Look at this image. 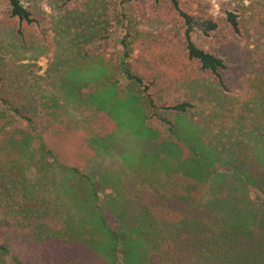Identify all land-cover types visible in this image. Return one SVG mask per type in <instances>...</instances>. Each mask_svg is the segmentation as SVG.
Masks as SVG:
<instances>
[{"label": "trees", "instance_id": "16d2710c", "mask_svg": "<svg viewBox=\"0 0 264 264\" xmlns=\"http://www.w3.org/2000/svg\"><path fill=\"white\" fill-rule=\"evenodd\" d=\"M210 1L119 0L112 5V19L124 27L125 40L139 33L147 38L140 44L146 43L151 50H181L200 71L220 78L219 70L226 69L221 55L216 49L206 50L195 37L208 45L228 44L225 34L248 33L246 24L254 19L256 10L234 4L233 11L215 21L209 13ZM56 2L61 11L74 12L69 0ZM6 3V16L12 24L28 29L39 25L42 18L21 0ZM74 3L80 7L77 0ZM138 25L149 30H139ZM12 29L22 39L23 33ZM84 39L86 43L79 42L77 52L82 58L98 52L94 33ZM123 49V58L128 59L125 43ZM117 69L125 80L147 89L148 94L142 96L147 101L146 124L154 119L167 127L166 135L159 136L146 125L145 152L162 147V152L172 151L171 158L180 157L181 151L184 156L174 162L152 158L154 163L145 175H135L133 169L128 175L120 168L106 183L113 184V196L101 199L96 181L62 159L47 139V157L52 158L47 160V208L38 202L22 205L8 194L5 203L0 202V228L11 232L6 235L8 246L0 244V253H10L17 243L23 246L19 264H93L94 258L95 264H264V158L260 153L250 155L254 148L250 150L247 144L225 140L221 130L205 136L201 126L186 120L192 102L166 100L154 88L156 84L143 79L130 62L119 60ZM138 92L133 88L135 95ZM5 104L32 126L43 118L42 112L25 102L13 105L9 99ZM52 124L47 117V136ZM43 141L41 138V146ZM140 161L135 160L138 165L133 167L142 168L145 164ZM163 161L172 169L161 177L156 163ZM179 165L185 168L178 169ZM11 184L5 183L4 188L10 191ZM249 188L258 193L255 200L250 198ZM53 194L50 199L48 195ZM107 212L116 219L110 220Z\"/></svg>", "mask_w": 264, "mask_h": 264}, {"label": "rangeland", "instance_id": "374dc122", "mask_svg": "<svg viewBox=\"0 0 264 264\" xmlns=\"http://www.w3.org/2000/svg\"><path fill=\"white\" fill-rule=\"evenodd\" d=\"M77 1L80 7L69 0L74 12L67 13L59 9L56 0H21L26 8L42 18L39 25L28 29L12 24L6 16V0H0L1 205L9 194L22 205L38 202L47 208V160H52L47 157V139L49 147L62 159L96 181L101 199L113 196V184L106 183L120 168L128 175L131 169L136 170L135 175H145L147 167L154 163L152 158H167L168 162L181 160L182 151L180 157L175 158L169 157L172 151L162 152V147L160 153L145 152L146 125L159 136L166 135L167 127L154 119L146 124L147 101L142 96L148 94L147 89L125 80L117 69L119 60L130 62L143 79L154 82V88L166 100L192 102L194 107L186 120L191 119L201 126L205 136L221 130L225 140L247 144L249 149L254 148L250 149V155L257 157L260 153L264 158L261 152L264 151V0L210 1L209 13L215 21L224 18L226 11H233L234 4L256 10L254 19L246 24L248 33L225 34L228 44L208 45L202 38L195 37L206 50L213 48L221 55L226 69L219 70L220 78L200 71L181 50L149 49L146 43L140 44L147 38H141L139 33L125 40L124 27L112 19L115 16L112 5L119 0ZM138 26L139 30H149L144 25ZM12 27L23 33L22 39ZM90 33L95 34L94 47L98 52L82 58L77 53L78 44H85L84 36ZM124 43L128 59L123 58ZM138 63L140 65L136 66ZM133 88L138 89L140 95L136 96ZM149 88L148 92L152 90ZM9 99L13 105L25 102L36 107L42 112V120L36 126L30 125L5 104ZM47 117L53 123L49 136ZM135 160H142L140 163L145 165L139 169L133 167L137 164ZM164 162L167 161L156 163L161 177L172 169ZM224 170L229 171V168ZM5 183H13V189H5ZM49 189L53 191V183ZM48 196L55 197L54 194ZM249 196L255 200L258 193L249 188ZM116 199L120 202L119 197ZM107 214L110 220L116 219L111 212ZM10 232L0 228L1 245H7L6 235ZM14 245L10 253H0V264H19L23 246ZM89 258L88 261L93 254Z\"/></svg>", "mask_w": 264, "mask_h": 264}]
</instances>
